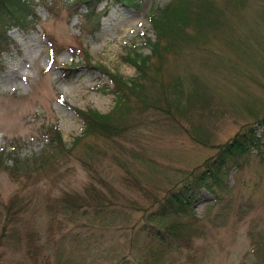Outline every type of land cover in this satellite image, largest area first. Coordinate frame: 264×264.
Wrapping results in <instances>:
<instances>
[{
	"label": "rangeland",
	"instance_id": "374dc122",
	"mask_svg": "<svg viewBox=\"0 0 264 264\" xmlns=\"http://www.w3.org/2000/svg\"><path fill=\"white\" fill-rule=\"evenodd\" d=\"M53 1L45 8L37 1L35 28L33 21L14 25L7 33L13 44L0 51V223L3 204L14 195L25 206L19 222L23 232L42 237L30 253L25 240L14 249L0 244V264H115L122 259L133 264L144 259V264H264V250L253 249L257 233L264 238V144L242 159L240 170L229 171L230 189L222 201L230 208L227 217L213 219L217 208L206 214L212 197L204 193L179 219L177 242L149 243L137 233L159 200L189 176L187 171L198 169L243 126L264 117V0H216L222 13L210 15L215 25L200 29L203 35L195 27L184 28L198 40L172 45L161 62L153 55L159 71L151 72L152 87L169 84L173 91L179 76L181 94L166 90L158 95L148 86L147 105L130 96V108L116 118L119 129L110 136L81 135L83 121L74 108L105 114L116 99L108 76L84 66L86 57L90 64L135 77L131 59L150 54L146 38H157L149 18L170 0H101L96 9L103 15L95 34L83 29L79 15H68L64 0ZM164 35L163 46L171 42L169 33ZM62 64L78 68L67 78ZM196 87L198 97L184 96ZM52 125L68 148L56 156L55 166L27 177L13 170V157L31 161ZM63 192L99 195L102 207H86L89 217L71 232L73 224L51 206Z\"/></svg>",
	"mask_w": 264,
	"mask_h": 264
},
{
	"label": "trees",
	"instance_id": "16d2710c",
	"mask_svg": "<svg viewBox=\"0 0 264 264\" xmlns=\"http://www.w3.org/2000/svg\"><path fill=\"white\" fill-rule=\"evenodd\" d=\"M37 1L41 5H47L51 0H0V51L7 48L13 41L7 35L8 29L14 25L24 26L31 21H37L38 18L34 12ZM61 1V0H56ZM101 0H74L73 2H63L64 8L70 16L79 15L83 29L89 34H95L100 28V20L103 15L102 11H97L96 6ZM124 2L126 0H117ZM240 4H245L246 0H238ZM213 13H222V9L216 3V0H170L164 7L158 9V14L150 16V21L156 29L157 38L153 41L146 38L149 44L152 45L150 54L139 55L133 61L137 75L132 78H126L119 73L111 72L104 66L90 64L89 56L87 55L84 66L97 68L104 71L112 82L114 92L116 93L115 104L109 112L103 114L95 109H76L75 112L81 117L84 123L82 136L91 133H100L110 136L117 133L118 126L116 118L121 119L129 110L130 96L142 105H147V91L151 89L158 91L160 95L164 91L169 90L173 95L181 94L178 90L182 86L179 76L174 78L173 91L171 86L166 87L159 85L153 88L151 85V72L159 71V66L154 63L153 55L157 56L158 61H163V53L170 50L172 47H180L184 42L196 41L198 38L189 36V33L184 31L187 26L195 27L197 33L201 34L200 29H204L210 22L209 19ZM31 16L33 20H27L26 17ZM216 24V19L215 23ZM86 27V28H85ZM206 32V31H205ZM204 32V34H205ZM169 33L171 42L166 45H160L159 42ZM203 35V34H201ZM200 36V35H199ZM175 45V46H172ZM172 46V47H171ZM63 64L60 70L67 78L76 72L77 65ZM83 66V65H80ZM196 95V91H190L189 96ZM198 97V96H197ZM114 122V124H113ZM118 128V129H117ZM43 134L48 135V140L44 147L33 155L31 161L29 158L20 159L13 157L12 169L20 172L25 177L29 172H41L45 167H54L56 164V156L67 148L60 131L56 125L48 126ZM82 136L75 137L73 144H78ZM264 143V117L255 123L245 125L228 141L222 143L217 148V152L206 159L198 169L189 172V178L178 186L175 192L168 191L165 196L159 200L158 208L155 212L148 215L145 222L137 229L138 234L144 235L145 239L152 243L156 240L161 245L173 244L179 240V230L182 221L179 219L182 215L189 213L192 206L203 199L204 193L212 197L209 206H206V214L213 208H217L213 219L225 218L230 210L229 206L223 204L224 194L228 192L230 187L227 185L228 173L232 168H240L244 163L243 156L249 154L252 150H258ZM4 151L0 150V164L3 162ZM48 160L52 161L47 164ZM92 196H93V192ZM100 196L94 198L83 196L78 193L63 192L60 196L52 200L51 206L58 212H61L63 220L68 224H73L69 230H73L80 225L84 218H88L86 207L95 206L98 203ZM8 204H3L4 217L0 223V244L2 246H11L10 249L19 247L25 240L28 252L34 251L41 244L42 237L27 231L23 232L20 213L25 210L20 199L16 196L10 198ZM102 207V203H98ZM240 209V208H239ZM240 211V210H239ZM262 234V233H261ZM257 233L259 239L254 241V251L260 253L264 250V238ZM34 236V237H33ZM64 234L61 235V239ZM253 239V236L251 237ZM67 239V237L65 238ZM73 243V242H71ZM74 244V243H73ZM151 245V244H150ZM149 245V246H150ZM148 246V247H149ZM154 255L155 252H151ZM32 255V254H31ZM257 255V254H256ZM139 257L138 259H140ZM130 260L122 259L115 264H133ZM135 263V262H134ZM147 263V260H142L140 264Z\"/></svg>",
	"mask_w": 264,
	"mask_h": 264
}]
</instances>
